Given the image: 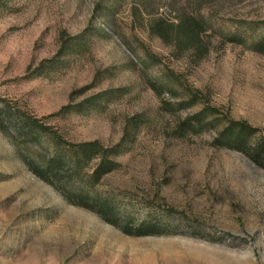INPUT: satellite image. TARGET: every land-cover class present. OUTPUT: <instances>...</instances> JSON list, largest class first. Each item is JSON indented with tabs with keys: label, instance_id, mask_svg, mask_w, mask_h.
I'll list each match as a JSON object with an SVG mask.
<instances>
[{
	"label": "rangeland",
	"instance_id": "374dc122",
	"mask_svg": "<svg viewBox=\"0 0 264 264\" xmlns=\"http://www.w3.org/2000/svg\"><path fill=\"white\" fill-rule=\"evenodd\" d=\"M198 14L201 50L154 28ZM263 34L264 0H0V107L50 128L21 151L47 155L53 132L118 147L94 190L122 223L168 231L127 235L71 204L0 131V264H264V168L211 125L180 128L212 107L264 137Z\"/></svg>",
	"mask_w": 264,
	"mask_h": 264
},
{
	"label": "trees",
	"instance_id": "16d2710c",
	"mask_svg": "<svg viewBox=\"0 0 264 264\" xmlns=\"http://www.w3.org/2000/svg\"><path fill=\"white\" fill-rule=\"evenodd\" d=\"M205 23L206 21L198 14L180 17L175 26L165 25L164 20L158 21L154 28L158 30V35L163 40L173 42L178 49L192 46L201 50L199 42ZM230 38L231 42L240 44L246 42V36L238 32L232 33ZM250 49L264 55V34L252 41ZM195 99L196 97L191 99V102H194L192 104H195ZM219 114L216 109L206 107L182 122L180 128L183 130L188 127L201 133L205 131L204 126L211 125L216 130L213 141L216 147L241 152L264 168V137H258L260 129L247 121L233 119L229 115L220 117ZM48 130H50L48 126L22 115L16 109L0 107V131L11 136L18 155L28 169L58 190L68 202L96 212L106 222L127 235L153 236L168 232L167 229H162L157 223L152 222H143L139 225H134L130 221L122 223L117 209L94 190L105 176L120 166L115 159L120 153L118 147H105L99 141L64 146L61 143L62 138L53 132L51 133L53 146L47 155L33 152L24 154L21 151V142H26L29 138L34 142V146H42L39 136ZM88 169L91 170L88 172Z\"/></svg>",
	"mask_w": 264,
	"mask_h": 264
}]
</instances>
